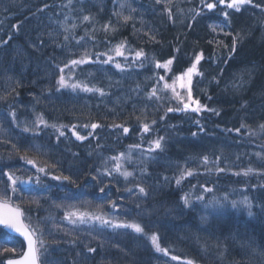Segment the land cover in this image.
Masks as SVG:
<instances>
[{
  "label": "trees",
  "instance_id": "16d2710c",
  "mask_svg": "<svg viewBox=\"0 0 264 264\" xmlns=\"http://www.w3.org/2000/svg\"><path fill=\"white\" fill-rule=\"evenodd\" d=\"M229 2L0 0V195L44 241L39 264H264V0ZM129 222L143 232L111 226ZM22 253L0 229V264Z\"/></svg>",
  "mask_w": 264,
  "mask_h": 264
},
{
  "label": "snow or ice",
  "instance_id": "6c2138e0",
  "mask_svg": "<svg viewBox=\"0 0 264 264\" xmlns=\"http://www.w3.org/2000/svg\"><path fill=\"white\" fill-rule=\"evenodd\" d=\"M157 2H159V0H157ZM251 0H230L229 3H227V7L232 9L234 8L236 11H240V6L244 5L246 3H250ZM203 3V0H202ZM220 4H224L225 0H219ZM216 5L213 3H207L206 7L211 10L215 7ZM225 17H227V13H224ZM83 19L85 21L89 20V16H84ZM123 19L125 21H127L128 19H130V17H123ZM106 28L108 27L107 25L105 26ZM67 39V37H66ZM235 46H236V39H233V51H235ZM123 47V45H118L116 47V54L117 55H123V53L121 52V48ZM144 53L143 51H137L136 52V57L139 58L141 56H143ZM109 59H111V57H109ZM202 59V54H197L195 56V61L193 62L192 66L190 68H188L186 70V72L184 74H182L181 76L177 77L178 80H183L185 77H187L188 79V83H191V76L194 72H196L197 69V64L199 63V61ZM84 60H73L71 61V63L73 65L76 64H80V63H84ZM105 63H107V61H105ZM173 63L172 59H169L168 61L164 62L163 64L157 62L156 63V67L157 68H165L167 69L169 67V65H171ZM117 68H120V64H116ZM63 71V69H61V72ZM199 74V73H197ZM161 80H163V77H161ZM58 83L60 84L61 87H66V86H70L73 89L80 87L79 84H72V85H67L65 79L63 76H61L58 80ZM181 87H184V85L182 84ZM164 88L168 89V88H173L172 85H169L167 83L164 84ZM84 90L86 91H92V89L87 88V86H84ZM96 91H101L100 89H96ZM173 92H175V89L173 88ZM103 94V93H101ZM156 93L153 92L152 95H155ZM181 102H183V97H178ZM188 100L191 101L192 104H195L196 107H193L191 110L194 112H199L201 110V105H199L198 101L193 100L192 95H191V89L189 88L188 90ZM190 107L189 103H184V109H188ZM168 112H172L173 109L172 108H168L167 109ZM176 111H180V109H176ZM40 123H45L42 119L40 120ZM52 127L56 128L55 125H52ZM61 127H64L63 125H61ZM91 127L93 129H95L96 127H98V125L96 124H92ZM116 127H119L118 125ZM261 128H264V125H261ZM29 129L25 128V131H28ZM57 131H60L59 128L56 129ZM149 130V126L147 124L143 125V131L147 132ZM129 131V129L124 128V132L127 133ZM237 131H239V129H237ZM74 136H76V138L78 140H84L85 137L78 135L75 131H73L72 133ZM60 135L63 136L64 132L60 131ZM195 135V133L193 134ZM163 140V137H160L158 139H156L155 141L152 142V144L154 145L155 148H161V141ZM138 147V145H137ZM123 155V154H121ZM22 159H25L26 162L28 164H32L33 166H35V160L34 159H29L27 156L22 157ZM113 159L115 160H119L120 157H114ZM205 160H207V157L204 158ZM119 164H117L116 166V170L119 171ZM39 172H44L45 169L44 168H38ZM251 171V170H249ZM191 171H188L186 173H182L180 178H177L176 183L180 184L181 179L185 176V175H191ZM245 175H247V173H244ZM5 175L8 176V180L10 182L11 185V191L13 193L16 192V184H17V180L16 178H14V176L12 174L9 173H5ZM123 176L128 177L131 175L130 172H123L122 173ZM95 179V177H93ZM53 179H63V180H69V177L67 176H54ZM37 183H39V177L37 178ZM141 193H144L145 189L144 188H140L139 189ZM206 191H211V189H205ZM101 191H103V189H101ZM181 199L183 200V203L185 206H188L190 203V194H185L183 197H181ZM197 199H203V197H198ZM11 197H8L7 195H0V225L3 226L4 229H7L9 232L11 233H18L20 236H22L24 238V240L27 242V250L23 252L22 256L18 259V260H9L7 261V264H39V258H40V248L43 247L44 245V241L42 239H40L37 236V229L31 227L30 224H26L24 223V213L21 211V209L18 206H13L10 203ZM210 203H218V202H210ZM248 207H250V205L247 204V199H245L244 202ZM236 206V202H233V207ZM85 217H87L88 219H92V220H99L102 223L105 224H109L110 222L107 220H104L102 216L100 215H92L89 213H83V212H79L77 210H73L71 212H66L65 213V219H68L70 223H76L77 221H79L80 223H84L85 221ZM112 227H123V228H130L132 230H134L137 233H142L143 232V228L141 227L140 224L135 223V222H129V223H111ZM150 240L153 244V246L156 248L157 251H162L165 252V254H167L165 249H161L158 243V237L157 235L154 233L150 236ZM39 245V247L37 246ZM90 252L95 251V249L89 248L88 249ZM5 251H14L12 249H5ZM172 259H177L176 257H172ZM187 264H193L192 261H187Z\"/></svg>",
  "mask_w": 264,
  "mask_h": 264
},
{
  "label": "water",
  "instance_id": "95a60500",
  "mask_svg": "<svg viewBox=\"0 0 264 264\" xmlns=\"http://www.w3.org/2000/svg\"><path fill=\"white\" fill-rule=\"evenodd\" d=\"M0 229L3 230V231H5L10 236L16 237L19 240H21V242L23 243V252L27 250V242L24 240V238L22 236H20L18 233H11V232H9L7 229H4L2 225H0ZM22 254L20 256H18V257L9 258V259L5 260L4 264H7V261H9V260H18L22 256Z\"/></svg>",
  "mask_w": 264,
  "mask_h": 264
},
{
  "label": "bare ground",
  "instance_id": "6f19581e",
  "mask_svg": "<svg viewBox=\"0 0 264 264\" xmlns=\"http://www.w3.org/2000/svg\"><path fill=\"white\" fill-rule=\"evenodd\" d=\"M182 84H183L182 82L178 83V88L175 89V94H178V92H179V94H182L184 91H187V89H185V87H181ZM184 98H185V95L183 96V99Z\"/></svg>",
  "mask_w": 264,
  "mask_h": 264
},
{
  "label": "rangeland",
  "instance_id": "374dc122",
  "mask_svg": "<svg viewBox=\"0 0 264 264\" xmlns=\"http://www.w3.org/2000/svg\"><path fill=\"white\" fill-rule=\"evenodd\" d=\"M197 200H198V199H197ZM211 201H212V200H211ZM211 201H210V202H211ZM209 204H210V203H209ZM8 259H9V258H8Z\"/></svg>",
  "mask_w": 264,
  "mask_h": 264
}]
</instances>
